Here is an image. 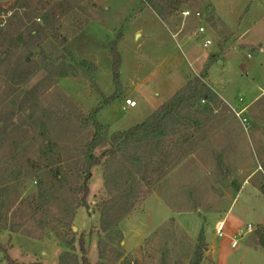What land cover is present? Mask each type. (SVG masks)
<instances>
[{
	"label": "rangeland",
	"instance_id": "1",
	"mask_svg": "<svg viewBox=\"0 0 264 264\" xmlns=\"http://www.w3.org/2000/svg\"><path fill=\"white\" fill-rule=\"evenodd\" d=\"M200 25L204 31L195 36ZM32 29L38 32L28 40ZM112 42L120 55L117 81ZM61 54L75 69L81 61L94 69L53 76L51 63ZM199 75L221 96L214 92L216 103L197 124L165 140L170 147L155 155L151 168L161 163L166 172L184 154L183 170L142 187L116 223L120 235L109 237L110 230L99 228V212L113 193L105 188L103 166L95 165L88 207L65 217L68 224L58 221L71 198L54 171L75 179L72 167L95 131L87 116L116 97L97 121L125 122ZM263 90L264 0H183L163 19L139 0H0V264H9L6 257L16 264H82L79 237L90 264H190L199 233V264H264L261 250L246 247L264 227ZM256 95L244 111V128L230 106L241 108ZM126 98L136 106L119 109ZM244 180L225 219L223 232L230 228L238 238L230 247L225 233L214 234V217H223ZM247 223L251 232L241 236Z\"/></svg>",
	"mask_w": 264,
	"mask_h": 264
},
{
	"label": "trees",
	"instance_id": "2",
	"mask_svg": "<svg viewBox=\"0 0 264 264\" xmlns=\"http://www.w3.org/2000/svg\"><path fill=\"white\" fill-rule=\"evenodd\" d=\"M139 1L161 19L177 10L179 4L183 2V0H165L163 4L160 0ZM26 16H28V11H26ZM40 18L46 20L44 14H41ZM37 32L35 29L28 31V40L34 39ZM110 51L113 80L117 81L119 78L120 55L116 50L115 42L110 44ZM76 66L89 69V71L94 69V65L87 61L76 63ZM51 67L54 71L53 76L59 77L67 75L68 70L76 72L77 69V67L76 69L73 67L71 61L67 63L66 56L62 54L59 56L58 63H51ZM56 68L57 71H55ZM116 99V97L107 98L103 103L108 105ZM216 101L217 96L203 81V75L189 78L143 121L127 129L113 132L107 140L103 138L104 127L97 121V109H95L94 113L87 116L89 124L95 129L92 139L85 145L79 160L72 167L75 179L67 180L65 177H61L59 171H54V176L58 178V181L67 184V191L71 198L66 210L67 215L58 218V221L68 224L65 222V217L70 220L76 208L80 206L88 207L86 197L89 192L88 180L91 177V168L101 164L104 169L105 188L108 187L109 192L113 195L104 201L100 209L99 228L101 232H109L110 230L109 237L113 233L120 235L116 223L133 208L135 200L140 195L141 188L150 187L151 184L154 185L171 169L162 172L161 163L155 169H151L153 168L155 155L158 154L157 156L160 158L159 152L163 150L165 140L175 134L178 128L182 126L190 128V124H197V117L210 111L211 104L216 103ZM105 143L107 148L95 155L94 149ZM154 172L156 175L151 177L149 174ZM254 234L253 246L264 253V227L258 226ZM197 242L190 264H199L202 259V246L204 244L202 233L198 234ZM101 243L102 240H99L98 245ZM78 244L82 253V264H90L85 258L84 241L81 237L78 238ZM2 250L5 252V248L2 247ZM6 259L9 264H16L7 257Z\"/></svg>",
	"mask_w": 264,
	"mask_h": 264
},
{
	"label": "crops",
	"instance_id": "3",
	"mask_svg": "<svg viewBox=\"0 0 264 264\" xmlns=\"http://www.w3.org/2000/svg\"><path fill=\"white\" fill-rule=\"evenodd\" d=\"M138 30H141V28H137ZM261 50V49H260ZM184 81H186V80H184ZM185 83V82H184ZM179 88V87H178ZM178 88H174L173 90H170L169 92H167L164 96H163V98H161L156 104H154L147 112H145V113H143V114H139V115H135L134 117H132V118H128L125 122H122V121H118L117 123H109V122H101V121H99L102 125H104L106 128H107V132H108V135H110V134H112L113 132H115V131H119V130H124V129H127V128H129V127H131V126H133V125H135V124H137V123H139V122H141V121H143L147 116H149L160 104H162L167 98H169ZM213 92H215L214 90H212ZM264 91V90H263ZM262 91V92H263ZM261 92V93H262ZM216 94H218L219 96H221L220 94H219V92L217 93V92H215ZM260 93V94H261ZM256 97H257V95L253 98V99H256ZM222 98V97H221ZM223 99V98H222ZM114 103V102H113ZM113 103H111V104H108V105H105L103 108H101L100 109V111L98 112V115H97V118L98 117H100L101 115H102V113H104V111L108 108V109H110V108H112V107H114V104ZM124 106V108H123V110H125L128 106H125L124 105V101H119V105L117 106L119 109H121L122 110V107ZM136 106V105H135ZM183 128V129H182ZM185 131H187V129H185L184 130V127L182 126V127H180V128H178V130H177V132H176V134L175 135H173L174 137H173V140H175L176 138H177V136L178 137H180L181 135H180V133H182V132H185ZM180 136H179V135ZM172 137V135L171 136H169L168 137V139L169 138H171ZM180 140H181V138H180ZM179 140V141H180ZM181 142H182V145H184V143H185V140H184V138H182V140H181ZM170 146L169 145H166V143H164V146H163V148H165V150L166 149H168ZM181 147H179V149H180ZM186 161H187V158H186V156L183 154V156L182 157H180L177 161H174L175 162V165L164 175L165 177L166 176H169V175H171V174H174L175 172H179V171H181V170H183V166H184V164L186 163ZM247 182V181H246ZM246 187V183H245V180H244V183H243V185L241 186V188H240V190L235 194V196H233V197H231L230 198V201H229V203H228V205L225 207L226 209H224V211H223V217H214V223L216 222V221H218V220H224V228H225V224H226V216H227V214H228V212H229V210H230V208H231V206L234 204V203H236L235 202V200L237 199V195L241 192H243L244 191V188ZM251 193L252 194H254V196H259V195H257L254 191H251ZM262 197H263V195H261ZM228 202V201H227ZM167 208V207H166ZM168 209V208H167ZM169 210V209H168ZM170 211V210H169ZM247 224H249V223H247ZM246 224V225H247ZM257 224H259V223H257ZM261 224V223H260ZM251 225V224H250ZM244 226H240V228H239V231H240V229L241 228H243ZM224 228H223V231H224ZM228 230H229V232H227V233H225V235L224 236H226L227 237V239H230V237H232V235L230 234L231 233V229L230 228H228ZM249 232H251V230L250 231H248V232H246L245 234H247L248 235V233ZM246 247L248 248V249H252V250H255V251H259V250H257V248H255L254 246H253V244L250 242V244H248V243H246ZM260 252V251H259ZM216 253H217V250H216Z\"/></svg>",
	"mask_w": 264,
	"mask_h": 264
},
{
	"label": "built area",
	"instance_id": "4",
	"mask_svg": "<svg viewBox=\"0 0 264 264\" xmlns=\"http://www.w3.org/2000/svg\"><path fill=\"white\" fill-rule=\"evenodd\" d=\"M192 14V13H191ZM196 14V16H198V13H194ZM181 15L186 17V16H189L190 15V11L189 10H181ZM204 31V27L203 26H197L195 32H194V35H198L200 33H202ZM209 44H211V41L210 39L208 38H205L202 40V45L204 47L208 46ZM207 86L212 89V87L207 84ZM225 101V99H223ZM255 99H251L250 102L248 104H245L244 106H242L241 108H234L232 106H230L226 101L227 105L231 107L232 111H233V114L234 116L240 121V123L243 125L244 128H247L248 127V120H247V117L244 115V111L246 110L247 107H249V104L251 105L252 102L254 101ZM136 104V102L133 100V99H130V98H126L124 99V105L125 106H128V107H134ZM223 228H224V220H218L214 223V226H213V230H214V234L218 237H221L224 235V232H223ZM251 230V225L250 224H247L245 227L241 228L240 229V234L241 236L250 231ZM238 244V238L235 237V236H232L230 237L229 239V245L230 247H235L236 245Z\"/></svg>",
	"mask_w": 264,
	"mask_h": 264
},
{
	"label": "water",
	"instance_id": "5",
	"mask_svg": "<svg viewBox=\"0 0 264 264\" xmlns=\"http://www.w3.org/2000/svg\"><path fill=\"white\" fill-rule=\"evenodd\" d=\"M106 8V7H105Z\"/></svg>",
	"mask_w": 264,
	"mask_h": 264
}]
</instances>
